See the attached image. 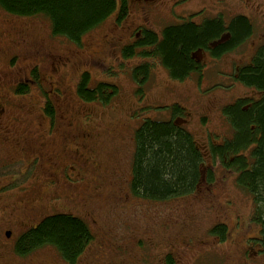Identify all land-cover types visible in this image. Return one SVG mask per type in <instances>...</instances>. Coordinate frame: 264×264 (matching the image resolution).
Wrapping results in <instances>:
<instances>
[{
  "label": "rangeland",
  "instance_id": "rangeland-1",
  "mask_svg": "<svg viewBox=\"0 0 264 264\" xmlns=\"http://www.w3.org/2000/svg\"><path fill=\"white\" fill-rule=\"evenodd\" d=\"M129 8L130 16L121 27L115 25L120 24L114 13L79 45L54 37L44 17H22L0 9V28L3 29L0 31L6 30L9 35L0 45L2 55L21 54L11 66L0 55L3 59L0 61L1 84H5L8 92L10 85L30 83V91L16 97L24 108L20 113L24 120L12 126L10 141L15 143L16 138L19 141L25 133V138L31 140H25L24 148L32 155L40 137V147L46 148V157L54 160L60 171L54 191L44 187L47 179L42 174L46 172L43 169L32 179L42 186L38 193L27 190L30 181L22 169L13 174L14 177L0 179V185L10 183L0 186V264H66L52 247L41 248L25 258H18L16 253L21 235L55 214L86 220L95 235L77 264H89L93 256H97L96 248L105 236L102 223L109 221V226L114 228L117 224L124 226L127 220L153 235L150 242L154 249L144 256L131 242L120 256L109 252V259L115 264H165L166 254H173L174 264H264V253L252 244L258 226L252 221L251 198L237 187L236 174L216 168L215 178L212 181L208 178L212 165L210 147L223 144L233 136L221 126V105L244 95L261 97V92L235 83L231 70L232 65L234 68L249 61L257 44L264 40V0H129ZM221 13L226 21L236 16L248 17L259 34L237 54L222 60H214L207 52L198 51L196 57L205 65L202 73L192 74L182 82L170 79L166 70L157 67L146 86L145 96L139 100L131 78L136 61L121 57L123 45L139 34H132L134 28L144 26L160 34L166 25L181 23L191 15L195 14L194 22L202 23ZM17 35L28 39L23 45L26 49L12 43ZM28 47L36 56L24 54L29 51ZM38 53L43 55L39 60ZM56 57L62 58L63 66L60 64L57 68ZM34 63L39 65L40 79L29 82ZM84 71L90 73L92 83L118 84V96L110 105L103 107L79 98L76 88ZM43 98H49L56 109L54 132L49 136L45 133L50 118L41 112ZM173 104L184 108L183 124L194 135L205 157L201 181L197 191L185 197L162 202L138 199L130 192L134 130L146 116L170 119V112L158 106ZM145 106H149L147 111L142 109ZM94 165L96 171H83ZM111 206L114 210H110ZM13 221L22 227L16 228L10 237L7 233ZM218 224L226 226L223 239L212 233Z\"/></svg>",
  "mask_w": 264,
  "mask_h": 264
},
{
  "label": "trees",
  "instance_id": "trees-1",
  "mask_svg": "<svg viewBox=\"0 0 264 264\" xmlns=\"http://www.w3.org/2000/svg\"><path fill=\"white\" fill-rule=\"evenodd\" d=\"M0 9L22 17H44L49 21L54 37L76 45L114 13H117L116 21L120 24L115 25L119 27L130 16L129 0H0ZM194 16L181 23L166 25L160 34L144 26L134 28L132 34H139L123 45L121 57L136 61L131 78L139 100L145 96L146 86L157 67L166 70L170 79L182 82L192 74L202 73L205 65L196 57L198 51L207 52L214 60H222L237 54L259 34L255 24L246 16L226 21L221 13L219 17L204 19L202 23L194 22ZM61 65H64L62 58ZM232 69L235 83L261 92V97L244 95L221 105V126L233 136L223 144L210 147L212 165L208 178L211 181L215 178L216 168L236 174L237 187L251 198L252 221L258 226L253 247H259L260 253H264V40L257 44L249 61L234 68L232 65ZM33 80L38 81L36 71ZM29 91L30 84L25 82L17 87L16 92L25 95ZM76 92L82 101L104 107L118 96L119 86L110 81L92 83L90 73L84 71ZM45 104L51 130L55 127L56 109L49 98ZM158 107L169 111L171 118L143 117L133 133L130 192L149 202L173 200L195 193L205 163L194 135L183 124L184 108L178 104ZM142 109L147 111L149 106ZM178 118L181 119L177 121ZM5 170L16 174L18 166ZM146 232L142 229L140 234L146 235ZM213 232L223 239L226 226L218 224ZM94 240L95 235L86 220L69 214H55L25 231L17 242L16 253L18 258H25L41 248L52 247L66 264H77ZM173 261L169 254L164 263L174 264Z\"/></svg>",
  "mask_w": 264,
  "mask_h": 264
},
{
  "label": "flooded vegetation",
  "instance_id": "flooded-vegetation-1",
  "mask_svg": "<svg viewBox=\"0 0 264 264\" xmlns=\"http://www.w3.org/2000/svg\"><path fill=\"white\" fill-rule=\"evenodd\" d=\"M0 30H3L0 28ZM8 31L4 30L3 32L0 31V45L3 44L8 40ZM28 42V39L22 35H17L15 38H13L12 43H18L21 48L24 50L26 49L23 47L24 44ZM20 48V47H19ZM29 48V51H27L24 54H29L31 51V48ZM23 52V51H22ZM21 52V53H22ZM32 54V53H30ZM0 55L3 57L4 60H6V63L8 65H13L18 59V57L21 54H11V55H2V52L0 50ZM34 55V54H32ZM36 56V55H34ZM43 55L41 53H38V56L36 57L38 60L41 59ZM0 57V61L3 60ZM55 64L57 68H59V65L61 64V58L56 57L54 58ZM38 62V61H37ZM37 72V80L40 79V73H39V65L38 63H34L30 69L29 72V81H33V72ZM40 82V81H39ZM24 82H20L14 85H10L8 87V92L6 91L5 84H1L0 81V179L1 178H7V177H14L13 174L9 173V171H6L5 169L9 167H14V166H19L18 172L22 169V171L26 174L27 181H30V187L27 189L30 192H40L39 189L42 187L40 186L35 180H32L34 178V175L39 171V169L46 170L44 173L43 171V176L46 177V184H44V187L47 186L50 190L54 191L55 188L58 186V178H59V168L57 164L55 163L54 160H51L46 157V148H43V146L40 147L41 141L40 137L37 139V149L36 147V152L34 153V148H33V153L32 155H28L25 151V144L27 142L25 140L30 141L31 139L25 138L26 134L23 133L21 136V139L18 141L17 138L15 139L17 142L11 143L10 141V132H13L12 126L18 124L22 120H24L23 116H20V113L24 111V108L22 107L21 104L17 102V96L23 97L24 95H19L17 91V87L20 84H23ZM45 99V98H43ZM45 100H43V103L41 105V112L43 115L45 114ZM15 111L13 114L12 112ZM23 115V114H21ZM54 132V126L50 130V123H49V128L47 129V132L45 133L47 136L52 135ZM38 134L41 136L40 131H38ZM16 137V133L14 134ZM21 142V143H20ZM20 144V145H18ZM30 156V157H29ZM86 166V165H85ZM48 168V169H47ZM96 171L95 165L90 166L83 171ZM65 171V170H64ZM63 171V174H64ZM10 184V183H9ZM9 184H1L0 186L6 187V185ZM96 184V188H97ZM123 208L125 206L123 205ZM121 208L120 210L124 209ZM27 216H30V212L28 209L24 208ZM23 209V210H24ZM110 210H114V206L110 207ZM98 220H96L97 222ZM125 220H123L124 222ZM10 230L9 232L12 234L14 233L13 231L16 228H20L21 224L19 223L16 225V222L13 221L9 224ZM126 227L124 230L123 227ZM124 226L122 224H117L114 228L112 225L109 226V221L107 223H102V228L104 229V234L103 235L104 239L101 241V243L97 246L96 248V254L97 256H93L92 260L89 262V264H115V261L109 259V252L113 256H120L124 254L126 251V246L129 243H133L135 248L138 249V251L143 252L146 249H154V244H151L150 241L153 240V235L149 234H140V229L139 227L136 226L135 223L127 220V222L124 223ZM22 227V226H21ZM131 236L136 237L133 238ZM132 239V241L130 240ZM144 248V250H141ZM140 249V250H139ZM145 253V252H143ZM99 255V256H98ZM169 254H166V257ZM172 256V259L174 260L173 262L175 263V258L173 257V254H170ZM165 257V260H166ZM21 264V263H17ZM23 264H26L24 262Z\"/></svg>",
  "mask_w": 264,
  "mask_h": 264
},
{
  "label": "water",
  "instance_id": "water-1",
  "mask_svg": "<svg viewBox=\"0 0 264 264\" xmlns=\"http://www.w3.org/2000/svg\"><path fill=\"white\" fill-rule=\"evenodd\" d=\"M7 235H8V236H10V235H11V233H10V232H8V233H7Z\"/></svg>",
  "mask_w": 264,
  "mask_h": 264
}]
</instances>
